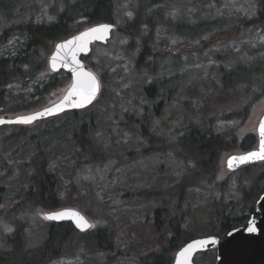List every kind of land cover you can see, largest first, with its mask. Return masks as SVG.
Returning <instances> with one entry per match:
<instances>
[{
	"label": "rangeland",
	"instance_id": "1",
	"mask_svg": "<svg viewBox=\"0 0 264 264\" xmlns=\"http://www.w3.org/2000/svg\"><path fill=\"white\" fill-rule=\"evenodd\" d=\"M66 1L72 0H16L14 10L9 2L0 6V11L5 12H0V58L15 54L25 41L21 31L4 37V30L10 26L6 18L51 21L63 10ZM113 3L114 25L119 30L105 45L94 44L85 59L86 66L100 80V96L89 110L95 117L93 141L105 158L95 162L86 157L80 160L70 136L63 133L58 134L59 137L47 136L49 128L58 130L67 120L69 115L65 113L31 125L0 127V234L13 231L16 216L25 224L28 246L37 247L45 240L50 222L43 214L50 210L19 209L18 213L7 214L15 209L13 194L27 186L33 172L32 140L37 137L50 140L44 149L49 168L56 175L60 208L77 209L88 218L92 228L82 235L99 228H106L111 234V252L90 251L76 242L47 264H141L143 257L159 251L171 236L166 226L160 231L155 229V210L168 208L169 217L181 219V229L193 238L210 236L219 233L216 227L223 215L232 211L237 216L243 215L244 202L249 198L245 194L249 193L251 185H262L257 178L264 171L263 166L251 168L246 176L242 174L240 185H236L239 174L228 173L225 166L226 159L239 152L234 147L221 157L214 182L187 189L184 198L176 202L171 188L191 164L178 159L173 151L153 150L135 123L142 120L148 107L149 125H146L150 132L172 138L192 119H200L205 109L207 119L213 121L214 132L228 138L255 135V126L264 115V93L256 90L255 96L246 94L243 86L224 93L219 72L221 68L231 69L264 58V2L169 0L155 7L162 15L161 19H155L151 51L152 55H158L155 65L167 67L169 71L154 76L138 73L136 61L140 48L124 30L133 18L131 10L137 7L138 0H113ZM200 24L204 26L195 28ZM57 42L53 43L51 51ZM50 53L46 56V67L34 79L30 82L20 79L6 87L0 118L27 115L62 97L70 79L42 100L31 97L34 86L52 75L47 67ZM60 73L58 82L62 78ZM165 79L174 81L168 84L173 95L155 115L154 104L144 96V88ZM174 142H165L164 146L176 145ZM151 193H166L165 199L172 203L164 207L163 198L152 197L155 194ZM209 226H213L214 231ZM1 246L3 241L0 240ZM214 261L212 250L194 257V264H214Z\"/></svg>",
	"mask_w": 264,
	"mask_h": 264
},
{
	"label": "trees",
	"instance_id": "2",
	"mask_svg": "<svg viewBox=\"0 0 264 264\" xmlns=\"http://www.w3.org/2000/svg\"><path fill=\"white\" fill-rule=\"evenodd\" d=\"M166 1L169 0H138L137 7L131 10L133 12L132 20L124 26V30L131 35L132 40L140 48L136 61L138 73H148L154 76L161 71H169L167 67L155 65L158 55H152L151 51L155 19H161L159 17L162 15L155 7L166 3ZM259 1L260 3L264 2V0ZM7 2L12 10L16 8V0H0V6ZM0 12L5 14L3 11ZM113 14V0H72L66 1L63 10L51 21L35 22L32 18L27 21L23 19L15 21L12 16L6 18L7 22H5L10 26L8 30H4V37H9L15 31H21L25 35V41L15 54L0 58V107L4 102L8 85L20 79L30 82L46 67V56L50 53L53 43L74 35L86 26L104 22L114 24ZM84 24L86 26H83ZM203 26L200 24L195 28L200 29ZM187 31H189V27ZM86 58H83L84 62ZM219 74L221 91L224 93L232 92L241 86L245 87L246 94L254 93L253 96H255L257 91L264 93V58L256 59L255 62L247 65H237L231 69L221 68ZM60 75L62 78L59 79V82L58 74H52L45 81L44 79L39 81L34 86L31 97L35 96L38 100H42L51 90L59 85L62 87L69 79V75L64 72H61ZM173 82L166 79L159 82L154 81L144 88V96L154 104L155 115H158L159 108L164 107L170 100V96L173 95V89L168 86ZM256 99L258 96L253 101ZM89 108L65 113L69 115L67 120L58 130L49 128L47 136L56 135L59 137L58 134L61 133L70 136L69 139L78 148V159L86 157L95 162L105 158V154L93 141L95 117ZM244 110H248V107H244ZM148 111L149 108H145L142 120L136 121L135 124L140 129L141 135L152 145L150 147L161 153L168 150L173 151L178 159L191 164L177 185L171 188L172 198H176L177 202L184 198L187 189L201 187L205 182L209 184L214 182L221 157L225 152L234 148V145L229 142L228 137L214 132L213 121L207 119L205 109L203 113L201 112L200 119H192L172 138L155 136L150 132ZM202 114L205 116L202 117ZM53 131L55 132L53 133ZM47 138L37 137V140H32L35 152L31 161L33 172L28 178L27 186L19 188L13 194L12 199L16 205L15 209L7 211L8 215L14 212L18 213L19 209L28 211L32 209L55 210L62 206L57 192L56 175L49 168L44 149L47 145L46 142L50 141ZM249 139L254 144V137H249ZM171 140L175 141L176 145L164 146L165 142ZM245 148L248 147L245 146ZM151 194H155L152 197L161 196L164 207H168L172 203L165 199L166 193ZM169 215L168 208L155 210L153 217L155 229L160 231L166 226L171 236L160 246L159 251L151 252L143 257L141 264H172L173 253L186 242L194 239L188 231L181 229V219L177 220ZM232 223L226 222L223 228L230 229ZM12 224L13 231L11 233L0 234V237H3L0 239L3 241V246L0 247V264H47L52 259L66 253L70 249L68 246L76 244V242L90 251L111 252L113 250L111 234L106 228H99L91 234L82 235L83 233L77 232L68 223H49L45 240L37 247H30L24 232L25 224L18 221L16 216H14Z\"/></svg>",
	"mask_w": 264,
	"mask_h": 264
},
{
	"label": "water",
	"instance_id": "3",
	"mask_svg": "<svg viewBox=\"0 0 264 264\" xmlns=\"http://www.w3.org/2000/svg\"><path fill=\"white\" fill-rule=\"evenodd\" d=\"M93 29H96V31H93ZM118 30L114 24L98 23L58 41L47 58V67L51 74L64 72L69 75L70 84L62 97L50 105L27 115L14 118L1 117L0 121H3V123H0V127L4 125H31L38 121L57 117L63 113L81 111L93 105L100 95V80L85 65L83 58L90 55L94 44L105 45L112 34ZM58 45H63V47L58 48ZM53 63L55 64L54 68L52 67ZM90 77L96 78L98 89L90 102L82 103L93 86ZM57 106H59L58 111L56 110ZM46 109H54V111L49 114ZM39 113H43V115L38 116ZM29 116H35L36 118L30 123L19 122L22 118ZM262 126H264V115L257 127V149L240 155H230L226 159V167L229 171L242 165L264 161V132L261 130ZM243 157H246V159H241ZM229 161H231V166H229ZM255 212L258 217H251L245 225L228 232L224 239L207 236L189 240L175 252L172 264H194L196 254L209 250L215 252L214 264H264V192L256 202ZM43 216L50 223H68L79 233H86L92 228L88 218L74 208L50 210L45 212Z\"/></svg>",
	"mask_w": 264,
	"mask_h": 264
},
{
	"label": "flooded vegetation",
	"instance_id": "4",
	"mask_svg": "<svg viewBox=\"0 0 264 264\" xmlns=\"http://www.w3.org/2000/svg\"><path fill=\"white\" fill-rule=\"evenodd\" d=\"M261 118L259 119L257 125L255 126V131H256L255 135L246 134V135L241 136V137H229V142H231L232 145H234L235 149L239 151L238 153H234L232 155H240V154H244V153H247L249 151L257 149V146H258L257 127H258V125L260 123ZM249 137H254V139H255L254 144H252V141L249 139ZM245 146L248 147V148H245ZM225 166H226V161H225ZM256 166H263L264 167V161L257 162V163H254V164L242 165V166H239L238 168H236L235 170H232V171H229L227 169V167H226V169L228 170V173H230V174H234V173L239 174V175L235 174L236 177L238 178L235 181V183H236V185L237 184L240 185V182L242 181L240 179H242V177H244L243 175L246 176L250 172L251 168H254ZM257 179L260 181V183L262 185H260V186L254 185V184L251 185L249 193L245 194L249 198L246 199L245 202H244V205L246 207V210H245L244 214L241 215V216H237L232 211L228 215H223L222 219L220 220V222L218 224L216 222H214V225L217 224L216 228H218L219 233L215 232V233H213L210 236H215V237H218L219 239H224L225 236L228 234V232H230L231 230H233L235 228H238V227H241V226L245 225L246 222L251 217H255V218L258 217L256 215V212H255V205H256V202L258 201L259 197L264 192V171L260 173V175H259V177ZM6 216H8V215H6ZM236 220H238V221L235 223ZM226 222H233L232 226L230 227V229H228V228L224 229L223 228L225 226ZM209 227L212 228L213 231H214L215 228L213 226H209ZM205 237H207V236H205Z\"/></svg>",
	"mask_w": 264,
	"mask_h": 264
},
{
	"label": "snow or ice",
	"instance_id": "5",
	"mask_svg": "<svg viewBox=\"0 0 264 264\" xmlns=\"http://www.w3.org/2000/svg\"><path fill=\"white\" fill-rule=\"evenodd\" d=\"M129 15H131L130 13H129ZM51 19V18H50ZM106 27V26H105ZM93 31H96V29H93ZM70 43V42H69ZM58 48H60V47H63V45H58L57 46ZM53 60H55V58H53ZM52 67L54 68L55 67V64L53 63L52 64ZM73 71H75V70H73ZM91 78V81H92V88L89 90V92L87 93V95L84 97V100L82 101V103L83 102H90L91 101V99L95 96V94H96V91H97V89H98V85L96 84V78L95 77H90ZM77 106H79V105H77ZM56 110L58 111L59 110V106H57L56 107ZM46 111L47 112H49V114H52L53 113V111H54V109H46ZM38 116H42L43 115V113H39V114H37ZM36 117L35 116H29V117H24V118H22V120L21 121H19V122H21V123H30V122H32L34 119H35ZM0 123H3V121H0ZM262 132H264V126H262ZM250 155H253V154H250ZM241 159H246V157H243V158H241ZM229 166H231V161H229ZM50 218H52V217H50ZM250 231H251V229H250ZM201 243H205V242H201ZM213 243H214V241H213Z\"/></svg>",
	"mask_w": 264,
	"mask_h": 264
}]
</instances>
